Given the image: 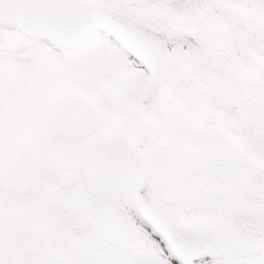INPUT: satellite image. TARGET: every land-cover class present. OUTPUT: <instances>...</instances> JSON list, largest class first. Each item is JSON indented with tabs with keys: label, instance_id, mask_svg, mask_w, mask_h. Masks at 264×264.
<instances>
[{
	"label": "snow or ice",
	"instance_id": "snow-or-ice-1",
	"mask_svg": "<svg viewBox=\"0 0 264 264\" xmlns=\"http://www.w3.org/2000/svg\"><path fill=\"white\" fill-rule=\"evenodd\" d=\"M0 264H264V0H0Z\"/></svg>",
	"mask_w": 264,
	"mask_h": 264
}]
</instances>
